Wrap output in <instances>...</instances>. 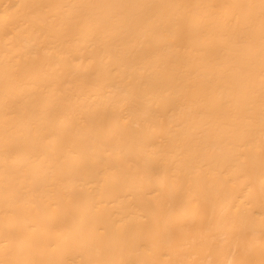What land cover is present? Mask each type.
<instances>
[{"label":"bare ground","instance_id":"bare-ground-1","mask_svg":"<svg viewBox=\"0 0 264 264\" xmlns=\"http://www.w3.org/2000/svg\"><path fill=\"white\" fill-rule=\"evenodd\" d=\"M0 264H264V0H0Z\"/></svg>","mask_w":264,"mask_h":264}]
</instances>
